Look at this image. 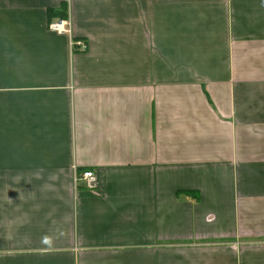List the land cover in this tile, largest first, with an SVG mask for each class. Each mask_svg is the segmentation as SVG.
Masks as SVG:
<instances>
[{"label":"crops","instance_id":"1","mask_svg":"<svg viewBox=\"0 0 264 264\" xmlns=\"http://www.w3.org/2000/svg\"><path fill=\"white\" fill-rule=\"evenodd\" d=\"M0 264H264V0H0Z\"/></svg>","mask_w":264,"mask_h":264},{"label":"built area","instance_id":"2","mask_svg":"<svg viewBox=\"0 0 264 264\" xmlns=\"http://www.w3.org/2000/svg\"><path fill=\"white\" fill-rule=\"evenodd\" d=\"M49 29L53 32H58L61 34H69L71 35L73 32V24L69 18H59L56 20H52L49 23ZM71 45L81 50H87V43L83 40H75L72 41ZM84 178L88 180L89 185H93L95 183L96 177L93 171H86L84 172Z\"/></svg>","mask_w":264,"mask_h":264}]
</instances>
